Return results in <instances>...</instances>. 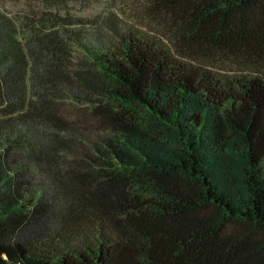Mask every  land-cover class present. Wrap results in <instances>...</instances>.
I'll list each match as a JSON object with an SVG mask.
<instances>
[{"label":"trees","instance_id":"16d2710c","mask_svg":"<svg viewBox=\"0 0 264 264\" xmlns=\"http://www.w3.org/2000/svg\"><path fill=\"white\" fill-rule=\"evenodd\" d=\"M149 1L174 48L0 15V264H264V239L229 228L264 233V0ZM75 90L97 104L72 119ZM18 122L32 135L1 136ZM24 158L54 202L8 174Z\"/></svg>","mask_w":264,"mask_h":264},{"label":"rangeland","instance_id":"374dc122","mask_svg":"<svg viewBox=\"0 0 264 264\" xmlns=\"http://www.w3.org/2000/svg\"><path fill=\"white\" fill-rule=\"evenodd\" d=\"M32 4L38 5L43 11H51L62 16L68 13L72 17L82 19L87 23V33H90V36L94 38L105 39L104 36L109 38L114 36L115 32L124 33L128 30H135L148 35L151 33L154 36L158 35L172 48L175 45L167 38L171 32L169 29L170 18L163 15L159 5L149 0H0V15L8 18L15 25H19L25 20L29 13L27 9ZM173 40L176 42L175 39ZM214 55L206 60V64L222 68L221 61L217 59L218 54ZM80 58L81 55L77 53L73 61H80ZM89 99L91 98L85 97L84 91L75 90L71 100L67 99L63 102L64 112L72 119L81 118L84 113L87 115L90 107L97 104L94 100L91 102ZM14 124L16 126L10 130L8 125L4 126L1 136H6V139H10V141H18L24 138L23 135H32L28 126L21 123L19 125V122ZM95 124L92 120H88L86 125L90 131L98 132L99 129ZM2 147L0 138V149ZM3 156L7 157L5 154ZM6 168L10 176L14 174V178L20 179L19 185L27 191V194L33 195L41 191L44 196L43 202L48 204L54 202V185L50 183V176L44 169L35 167L31 160L25 158L18 160L17 163L10 162ZM229 228L252 230L256 237L264 239L263 232L255 231L250 226L232 224Z\"/></svg>","mask_w":264,"mask_h":264}]
</instances>
